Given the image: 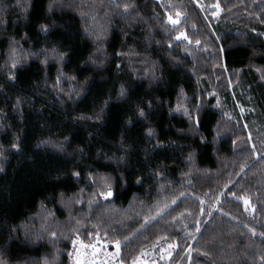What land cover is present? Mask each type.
Listing matches in <instances>:
<instances>
[{
  "label": "trees",
  "instance_id": "1",
  "mask_svg": "<svg viewBox=\"0 0 264 264\" xmlns=\"http://www.w3.org/2000/svg\"><path fill=\"white\" fill-rule=\"evenodd\" d=\"M96 237L264 264V0H0V261Z\"/></svg>",
  "mask_w": 264,
  "mask_h": 264
},
{
  "label": "rangeland",
  "instance_id": "2",
  "mask_svg": "<svg viewBox=\"0 0 264 264\" xmlns=\"http://www.w3.org/2000/svg\"><path fill=\"white\" fill-rule=\"evenodd\" d=\"M217 17V13L215 14ZM171 18V19H170ZM169 21H179V14L168 15ZM184 37L180 33L177 38ZM242 112L243 107L239 108ZM247 201V200H245ZM248 203V201H247ZM155 253L147 251L131 264H146L154 261ZM70 264H124L119 260V249L117 243H109L100 237H96L92 242L86 243L79 238L73 240V248L70 255Z\"/></svg>",
  "mask_w": 264,
  "mask_h": 264
},
{
  "label": "snow or ice",
  "instance_id": "3",
  "mask_svg": "<svg viewBox=\"0 0 264 264\" xmlns=\"http://www.w3.org/2000/svg\"><path fill=\"white\" fill-rule=\"evenodd\" d=\"M171 19V18H170ZM178 21H175V20H173L172 21V23H177ZM42 29L43 30H46V26H42ZM186 38V37H185ZM54 51V50H53ZM61 56L63 55L62 53L60 54ZM140 115L141 116H143L144 115V112H143V110L141 109V111H140ZM149 132H151V129H149ZM14 147H15V145H14ZM75 175H78V173L77 174H75ZM107 186V185H106ZM102 195H107V196H111L112 195V192L109 190L106 194L105 193H102ZM245 203H247V201H245ZM118 243V242H117ZM0 264H3V262L2 261H0Z\"/></svg>",
  "mask_w": 264,
  "mask_h": 264
}]
</instances>
